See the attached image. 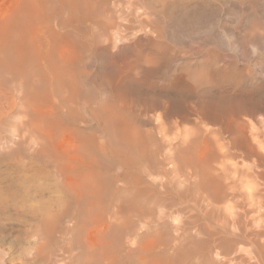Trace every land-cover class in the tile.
Listing matches in <instances>:
<instances>
[{
	"label": "bare ground",
	"instance_id": "1",
	"mask_svg": "<svg viewBox=\"0 0 264 264\" xmlns=\"http://www.w3.org/2000/svg\"><path fill=\"white\" fill-rule=\"evenodd\" d=\"M116 1H118V0H116ZM204 1L205 0H203V2ZM236 1L237 0H235V2ZM258 1L259 0H253V2H254L253 5H255ZM37 2H38V0H37ZM39 2L41 4L42 1H39ZM44 2L46 3V1H44ZM60 2H61V0H60ZM98 2H99V0L97 1V4H98ZM123 2H124V0H123ZM127 2L128 1H126V3ZM139 2H142V6L140 5V7L139 6L136 7L135 4L132 5L133 3H129V2H128L129 5L127 7H125V6L122 7L124 4L120 5L121 3L120 2H119L120 4L118 3L122 8H127V14L124 13V15H126L125 24H123L121 26L116 25L117 22H113L116 19H114V20L111 19V20H113L112 23L109 21V19L107 17H110L111 13L106 14L104 16L105 18H107L106 22L105 23L103 22L105 25L102 24V22L99 25L100 26L99 30H100L101 36H103L104 39L101 37L102 39H99V40L100 41L103 40L102 42H104L105 47H106L105 50H108L110 48V46L113 47L115 44H117V43L119 44L121 41H126L125 40V39H127L126 37H128V35L131 36V34L136 32V30L140 31L139 34L142 31V32H145L146 35L148 33L150 35L155 34L158 36V37L156 36L157 38L160 37V39H162L161 37L164 34H167L168 28H170V26L172 28V24L168 25L170 23V22L168 23V20H170V17L172 14L171 10L180 7L182 4H185V6L186 5L190 6V3H191V1L189 2L188 0H141ZM228 2L229 1H227V3ZM238 2H239V0H238ZM263 2H264V0L261 3L263 4ZM12 3H14V2H12ZM69 3H71V2H69ZM135 3H136V1H135ZM195 3L197 4V2H195ZM208 3H210V1ZM14 4L12 5L13 7L15 6ZM29 4H33V3L30 2ZM35 4H37V3L30 5V7L33 9L34 6L36 7ZM114 4H116V2H114ZM118 4H117V6H119ZM220 4L224 5L221 3V1H220ZM229 4L231 5L232 3L229 2ZM229 4H227V5H229ZM234 4H238V3H234ZM234 4L231 5V7L229 8L230 11H231V9L234 8V7L232 8V6H237ZM241 4H240V6L236 7L237 11H235V12L239 11L243 15L245 14L246 17H248L249 15L250 16L253 15L254 18H256V20H254L252 25L250 23H252L253 20L251 22L248 21V22H250L249 23L250 28L247 32H245V36L243 35V37H238L239 35L238 36L236 35L238 37L237 38L238 42H236L235 45L233 43L236 40H233L234 41L233 42L232 41L233 37L228 36L229 39L231 38V42H233L232 44L227 42L228 40L226 41V39L223 42L226 41L227 43L223 44V42H222L223 39L220 41L218 39L221 37H219V38L217 37L218 38L217 40L219 41L218 42L219 45L217 44V47H219L220 51L229 50L232 53L231 54L232 56H229L228 58H230V60H233L236 62H237L238 58H240L239 59L240 61L245 62L246 64L249 65L250 62L252 60H254L253 59V55H254L253 53H256L258 55L257 58L259 57L258 59H260V60L257 63V65L255 64L256 68H254L255 69L254 73L253 72L251 73V71L248 67L243 68L242 70H240V69L236 70L235 68L233 69L230 66V69L228 68L229 69V71H228V70H226L227 69L226 64H223V65L220 64V63L224 62L223 61L224 55H223V57H221L219 55V63H218V65H219V78H218L219 79V84H218L219 85V95H222V96H226V94L227 95L228 94L234 95L233 93H235L239 89V87H242L244 89V91L246 92V94L253 93V95H254L252 102L250 103L249 108L247 109L246 118L245 117L242 119L237 118V121L234 123L232 128L229 130L223 129L222 128L223 126L220 125L221 126L220 127V126H217V124H216V128L215 127L209 128L211 125L214 126L215 123L213 122L214 124L212 123L210 125L209 124L210 122L207 123L208 120L207 121L205 120L206 122L204 121V118H206V116H208V115H206L205 112L202 110L203 107L202 108L199 107L200 100L194 95H193L192 101L190 103H186V102L181 101L182 99L180 97L182 95L179 97L181 99V100L179 99L180 100L179 101L176 98V94H175V97L172 94H169V96L171 95L172 98L174 97L178 100V101H176V103H172V102L168 101V102H170V104L167 101H164L162 98L158 97L156 99V101L154 102V108L156 111H159V113L156 114L155 117H157V120L158 119H161V120L160 121L158 120L159 122L157 125L155 124V126L152 125V122H150V120H142L138 110H136L134 108H128V107L124 106L125 104L123 105L121 102H120L121 105H117V103H116L115 104L116 106L111 105V103L110 104H100V105L98 104L99 106L97 105V107L90 108V109H86V108L82 109L80 107H77V106H80L81 103L79 105L74 104V102L71 99L72 95L71 94L68 95V92L67 91L65 92V90H63L62 87L59 85L56 77L60 78V75L53 74L55 76L54 78H48L45 76V74H41V78L39 79V77L38 78L35 77L36 76L35 72H31L29 70L30 66H28L27 68H23V69L22 68L16 69L14 67L13 62H15V60L13 61L12 58H10L9 46L11 44H9L10 43V42H8L9 40H6V38L10 37L9 36L10 34L6 38H4L5 35L3 34V31H2V35L0 34L1 36H3L2 38L0 36V150H1L0 152L7 150V152L5 151L6 153H4L5 155L4 156L2 155V156H3V158L7 157L6 158L7 161L10 160V162L12 164L17 160L14 163L16 169H10L9 168L10 170H12L10 175L12 177L15 175L16 180L20 181L24 185L27 184L26 185L27 188L22 187L25 189L23 191V193L21 192V194L20 193L17 194L15 192H11V190H9V188L6 186V184H5V188H3L4 187L3 184H2L3 187H0V264H6V263H9L10 261L15 260V259H13V256H11V252H10V250L12 249L11 246L13 245V243L9 244L10 246L8 245L10 250H7L6 247H4V242H5L4 238L6 236H9L8 234L13 233L14 231L16 234H14V233L13 234L16 236H15V238L13 237L14 235L12 236L13 240L15 239L17 242L19 241V243L21 244L20 246L24 245V247H22L20 249V253L18 255L22 259L20 260L17 258L18 260L14 264H65L66 262H68L67 264H69V263H74V264H158L159 258L156 256H159V255L155 256V253H154V251L156 250V249L154 250V247H156L158 245H156V246L152 245L153 243L156 242V240H157L156 243H159L162 247L161 248L162 250L161 251L159 250L161 252L160 255H162V254L164 255V256L163 255L161 256V258L163 257L164 260L161 258L160 259L162 261H166V260L169 261V259H168L169 257H167V256H169L168 250L170 251V249H169V248H171L170 245H172V242L174 240V237H173L174 235H172L173 231L180 230V232L181 231L184 232L187 236L191 233H194L195 235L200 234V236L205 235L204 237H206V235H208L207 232L210 231V230H208L209 227H211L213 225V229L216 226L219 228V223H218L219 222V205L218 204H219V201H221V199L219 200V198H221L222 195H224V194H222L223 192H221V190H219V184H220L219 183V179H220L219 177L221 176V175H219V169L221 168V167L219 168V163H222L221 162L222 159L227 158L228 155H230V157L233 156V155L227 153V150H229V152L232 149L237 150V151L239 150L241 154L239 153V151H238V153L236 152L237 154L235 153L234 150H233V152H234V154H236V156L239 154L238 156H241L242 158H247L250 155H256L257 159L255 161L253 160L254 162L252 163V165L258 169H259V167H262V169L264 170V168H263L264 157L259 152L262 148L261 146L263 145L262 144L263 140L262 141L257 140V139L264 138V7L259 6L257 11H255L254 7H251L252 4L249 7L245 5L246 7H248V8L244 7L245 9L242 8ZM45 5H47V4H45ZM45 5H43V6L46 7V9H49L50 5L49 6L47 5L48 8ZM89 5H94V4L92 3ZM197 5H199V4H197ZM210 5L205 4V3L202 4L201 8L203 10V15H202L203 17L200 16V20H202L201 18H203L204 21H200V23L203 22V24H205L206 21L209 22L208 20H211V19H209L210 14H211L209 12L210 11ZM27 6H28V4H27ZM85 6H86V4H85ZM85 6H84V8H85ZM95 6L97 9L98 8L97 5H95ZM213 6H214V4H213ZM19 7H21V6H19ZM37 7H39V6H37ZM72 7H75V5ZM72 7H71V13H72V11H74V9H76V7H75L72 10ZM114 7H115V5H114ZM216 7L214 9L217 11L220 7H218V9H216ZM225 7H227V6H225ZM257 7L258 6H256L255 8H257ZM7 8L10 9L11 6L4 8L8 12ZM16 8H18V7H16ZM109 8H111V7H109ZM191 8H192V6H191ZM211 8H213V7H211ZM27 9L23 8L21 11H24ZM39 9H40V7H39ZM64 9H65V7H64ZM69 9H68V11H70ZM79 9H80V7H79ZM96 9H94V10H96ZM188 9H187V11H188ZM214 9H212V12ZM220 9H221V11L224 10V9L222 10V6ZM16 10L18 12L20 11L18 9H16ZM28 10H27V12H28ZM30 10H29V12H32V10L31 11ZM88 10L89 9L87 8V11ZM91 10H93V9H91ZM112 10H114V9H112ZM181 10H182V7H181ZM193 10H191V11H193ZM228 10H227V12H228ZM233 10H235V8ZM12 11H14V10H12ZM49 11H51V8ZM62 11H64V10H62ZM117 11H119V10L117 9ZM195 11H193V12H195ZM199 11H200V9H199ZM7 12H5V13H7ZM27 12H25V13H27ZM82 12L79 11V13L82 14L81 18H84L85 15ZM84 12H86V11H84ZM88 12H86V13H88ZM94 12H92V13H94ZM96 12H97L96 15H98L100 13L98 15L99 17L104 15L103 13H101L99 11H96ZM123 12H125V11H123ZM184 12H185V10H184ZM193 12L191 13L192 16H193ZM198 12H195L194 14H196ZM14 13H15V11H14ZM118 13H120V12H118ZM187 13L189 14V11ZM19 14L20 13H16V16L18 17ZM34 14H35V12L32 15H34ZM37 14H38V12H37ZM80 14H78V15L80 16ZM230 14H231V12H230ZM38 15H40V14H38ZM44 15H45V11H44ZM61 15H62V13H61ZM88 15H90V13H88ZM94 15H95V13H94ZM94 15H93V17H96V15L95 16ZM119 15H121V13ZM124 15L122 17H125ZM178 15H180V12ZM219 15H220V13H219ZM237 15H239V14H237ZM11 16H13V14ZM30 16H31V14L29 15V17ZM41 16H43V14ZM41 16H40V18H41ZM117 16H118V14H117ZM174 16H176V14ZM195 16L198 17L197 15H195ZM253 16H252V19H253ZM31 17H33V16H31ZM68 17H69V19H72V18L74 19V16H72V18H70V15H69ZM93 17L91 15L90 19ZM97 17H96V19H97ZM122 17H120V18H122ZM178 17L180 18V16H178ZM240 17H242L241 14H240ZM34 18H37V17L34 16ZM102 18H101V20L104 19V18L103 19ZM44 19H45V17H44ZM44 19H41V20H44ZM79 19L80 18L78 17V20ZM172 19H173V17H172ZM176 19H177V17H176ZM196 19H198V18H196ZM237 19H238V21L240 20L239 18H237ZM244 19L242 17L243 21H244ZM249 19H250V17H249ZM27 20H29V19H27ZM31 20H33V19H31ZM101 20H99V21H101ZM246 20H248V19H246ZM5 21H7V20L5 19ZM12 21H14V19H12ZM47 21H49V20H47ZM86 21H87V19H86ZM194 21H195V18H194ZM219 21H221V20H219ZM18 22L20 23V21H18ZM29 22H30V20H29ZM197 22H198V20H197ZM197 22L195 21L196 24H197ZM216 22H217V20H216ZM8 23H9L8 25H10V22H8ZM49 23H50V21H49ZM245 23H246V21H245ZM6 24L4 23V25L6 27H8ZM18 24H16V25H18ZM119 24H121V23H119ZM2 25L0 24L1 28H2ZM13 25L14 24L10 25L11 28ZM173 25L175 26V24H173ZM176 25H177V21H176ZM222 25L224 26V24H222ZM222 25H220V26H222ZM30 26H34V24H32ZM91 26H92V23H91ZM234 26H235V24H234ZM237 26H239V25H237ZM237 26H236V28H237ZM242 26H244V25H242ZM245 26L249 27L248 24H246ZM17 27L18 26H16L15 30H17ZM20 27L22 29V26H20ZM24 27H25V25H24ZM42 27H44V26H42ZM210 27H212V26H210ZM48 28L50 29V27H48ZM88 28H90V27L88 26ZM108 28L112 29L111 32H108V30H107ZM199 28H201V27H199ZM203 28H205V27H203ZM18 29H20V28H18ZM239 29H241V28H239ZM2 30H4V29L2 28ZM10 30H12V29H10ZM64 30H66V29H64ZM67 30H68V28H67ZM99 30L97 32H99ZM199 30H201V29H199ZM241 30H243V29H241ZM24 31H26V27H25ZM24 31H22V32H24ZM27 31H28V29H27ZM45 31L48 32V29ZM50 31H51V29H50ZM211 31H214V30H211ZM215 31H216V29H215ZM244 31H245V29H244ZM5 32H6V28H5ZM172 32H173V29H172ZM205 32L208 33L207 31H205ZM19 33H21V32L19 31ZM28 33H27V35H28V37H30ZM35 33L36 32H34V35H37ZM50 33L48 35H50ZM145 33H143L142 36H144ZM221 33L222 32L220 31L219 35ZM223 33H224V31H223ZM89 34H92V33L90 32ZM98 34H97V37L99 36ZM173 34L170 33V35L174 36ZM200 34H202V33H200ZM208 34H210V33H208ZM215 34L217 35V33H215ZM19 35L22 37V33ZM40 35H41V33H40ZM52 35H51V37H53ZM133 35H132V37H133ZM216 35H214V36L216 37ZM148 36L149 35H147V38H148ZM154 36L152 35L151 38ZM197 36H198V34H197ZM206 36H207V34H206ZM221 36H223V35H221ZM23 37H24V39H26L27 36L25 37V35H24ZM51 37L50 38L47 37V38L50 40ZM169 37H167V38H169ZM185 37H187V36H185ZM41 38H43V37H41ZM84 38H86V36ZM89 38L87 39V41L91 43V41H89ZM133 38H131V39H133ZM164 38H166V37H164ZM208 38H209V36H208ZM21 39H23V38H21ZM95 39H97V38L95 37L94 41H95ZM171 39H173V37ZM203 39H205V38H202V40ZM16 40H18V37ZM16 40H14V41L16 42ZM29 40H32V37H30ZM146 40L147 39H145V41ZM197 40H198V38H197ZM20 41L25 42V40H20ZM41 41H44V40L41 39ZM50 41L48 43H50ZM161 41H160V43L163 44L161 46H164V43ZM164 41H165V39H164ZM26 42H28V41H26ZM155 42H156V40H155ZM176 42H177V40H176ZM176 42H174V43H176ZM191 42H193V41H191ZM11 43H14V42H11ZM20 43H19V45H20ZM28 43H26V45L24 44L25 47L30 45L29 46L31 49L30 51L35 49L34 45H33L34 48L32 49L31 44L28 45ZM179 43H181V42L179 41ZM179 43H177V44H179ZM37 44L39 45V42H37ZM45 44H42V45H45ZM51 44L54 45V43H50V45ZM55 44H57V43H55ZM88 44L89 43H87V46H88ZM97 44H99V43H97ZM97 44H96V46H97ZM141 44H143V43H141ZM153 44H154V42H153ZM155 44H157V43H155ZM210 44H212V42H210ZM24 45H22V46H24ZM50 45H47V46L50 47ZM92 45L94 46V44H92ZM154 45H153V48H154ZM54 46H56V45H54ZM151 46H149V47L147 46V47L150 48ZM29 47H28V49H29ZM51 47H53V46H51ZM143 47H145V46H143ZM43 48H45V47H43ZM40 49H41V47H40ZM113 49H114V47H113ZM143 49H145V48H143ZM157 50L159 51V49H157ZM164 50H165V48H164ZM197 50H198V48H197ZM214 50H216V49H214ZM33 51L36 52V49ZM49 51L52 52L53 49L52 50L49 49ZM13 52L15 54V51H13ZM35 52H32V53L35 54ZM47 52H48V50H47ZM129 52H126V53H129ZM193 52H194V50H193ZM210 52H211V50H210ZM217 52H219V51H217ZM153 53L151 51L149 52L147 50V52L144 51L143 53H140L138 55V60H137L138 64H137L136 69L139 71L140 75L141 74L143 76L147 75L145 79H147V77L150 75V74L148 75V70L150 69L149 71H152L151 69H153V68H151V67H155L152 64L159 63V62L156 63L155 62L156 60L160 61V63H162L161 60L163 61V58L161 56L157 57V54L155 56ZM157 53H159V52H157ZM164 53H166V52H164ZM226 53H228V51ZM18 54L20 55L21 52ZM23 54H25V53H23ZM161 54L163 55V53H161ZM208 54H209V52H208ZM121 55H122V53H121ZM163 56H165V55H163ZM167 57H169L168 54H167ZM120 58H122V57H120ZM120 58H119V60H120ZM131 58H129V56H128L129 60ZM203 58L207 59L208 57L206 58L203 56ZM225 58H226V56H225ZM257 58H255V60ZM21 59H19V60L22 61L23 59L22 60ZM114 59H115V57H114ZM105 60H106V58H105ZM129 60H126V62ZM35 61H30V62H34V64H35ZM110 62H111V60H110ZM122 62H124V61L122 60ZM209 62H210V60H209ZM23 63H25V62H23ZM196 63H198V62H196ZM214 63H216V62H214ZM209 64H211V63H209ZM123 65H124V63H123ZM212 65H210V66H212ZM244 65L245 64H243V66ZM113 66L115 67V65H113ZM113 66L111 64V67H113ZM187 66H188V64H187ZM40 67H41L40 69H42V66H40ZM116 67H117V64H116ZM116 67H115V69H116ZM197 67H199V66H197ZM233 67H235V66H233ZM47 68H50V67H47ZM74 68H76V67H74ZM77 68H79V67H77ZM214 68L217 69L216 67H214ZM115 69L113 71H115ZM180 69L181 68H179V70ZM15 70H18V71L16 72ZM43 70H44V68H43ZM204 70H206V69H204ZM79 71H81V70H79ZM116 71H118V69H116ZM171 71H172V69H171ZM211 71H213V70H211ZM193 72H195L194 69H193ZM149 73H151V72H149ZM153 73H156V71L155 72L153 71ZM184 73H185V71H184ZM217 73H218V71H217ZM196 74L198 75L199 73H196ZM202 74H204V73H202ZM202 74L200 75V77H197V76L194 77L191 75V77H189V78L193 82H196L197 84H201L202 87H203V85H205V86L207 85L206 87H209L211 80L208 79V76L210 73H208L206 75L205 74L202 75ZM216 74L214 75V77L216 76ZM134 75L138 76V73L134 74ZM134 75H132V77ZM193 75H195V74H193ZM87 77L90 78L88 76V74H87ZM210 77L211 76H209V78ZM212 77H213V75H212ZM215 78H217V76ZM179 79L177 82H179ZM91 80H90V82H91ZM148 80H150V79H148ZM216 80H214V81H216ZM86 82H88V81H86ZM94 82H95V80L93 81L92 84H94ZM140 82H142V81H140ZM148 82L151 83V81H148ZM180 82H181V80H180ZM156 83H157V81H156ZM174 83H175V81H174ZM216 83H218V82H216ZM184 84H186V83H184ZM212 84H213V82L211 83V85ZM99 85L100 84H98L96 86H99ZM101 85H102V83H101ZM103 85L105 88V84H103ZM139 85H141V84H139ZM148 85L149 84H147V86ZM150 85L148 87L151 88L153 86V88H155L154 87L155 84H152L151 86ZM174 85H172L171 87H174ZM182 86H184V85H182ZM190 86H191V84H190ZM171 87H170V89H171ZM176 87H181V86L176 85L175 88ZM187 87H188V85H187ZM77 88H79V86ZM108 88L109 87H107V89ZM205 88H203V90ZM215 88L216 87H214V90H215ZM79 89H81V88H79ZM163 89L166 90V88H163ZM163 89H162V91H163ZM186 89H188V88H186ZM196 89H198V88L196 87ZM208 89H206L205 92H207ZM93 90H94V88H93ZM98 90H100V89H98ZM149 90H151V89H149ZM169 90H168V92H169ZM195 90L191 89V91H194V93H195ZM96 91H94V92H96ZM107 91H109V90H107ZM110 91H109L110 93L113 92V94H114V90H110ZM180 91L182 93L183 92L186 93V92H189L190 90L186 91L185 89H183ZM210 91H212V90H210ZM217 91H218V89H217ZM70 92H71V90H70ZM129 92H130V94L132 93L131 91H129ZM176 92H177V90H176ZM174 93H175V91H174ZM212 93H214V92H212ZM212 93H210V94L212 95ZM239 93H243L242 90ZM72 94H73V92H72ZM94 94H96V93H94ZM123 94H125V93L124 92L121 93V95H123ZM133 94H132V96H133ZM196 94H197V92H196ZM204 94L206 96V93H203V95ZM76 95H78V92ZM107 95L108 94H106V96ZM164 95H165V93H164ZM152 96H150V97H152ZM236 96L237 95H235V97ZM245 96L248 97V95H245ZM141 97H142V95H141ZM167 97H168V94H167ZM191 97H192V95H191ZM240 97H242V96H240ZM94 98H95V96H94ZM126 98H127V96H126ZM205 98H203V100ZM139 99H142V98L139 97ZM148 99L151 100L150 98H148ZM183 99H185V101H186V98H183ZM187 99H189V98H187ZM123 100H125V99H123ZM131 100L133 102V99H131ZM174 100L175 99H172L173 102H174ZM222 100H223V98H222ZM134 101H136V100H134ZM96 102H97V100H96ZM141 102H142V100H141ZM202 102H204V101H202ZM126 103H127V101H126ZM145 104H147V103H145ZM139 106H141V105H139ZM147 107H149L148 104H147ZM150 108H153V107H150ZM205 108H203V109H205ZM209 112H211V111H209ZM172 113H181V115H182L181 117L184 118L186 121H188L191 124V127H189V131L187 133L186 138L184 137L185 140H183L184 138L181 139L182 137L179 138L181 140H179V142H177L178 144L174 145V146H171L170 142H163L164 137L160 138L161 140L162 139L163 140L162 141L160 140V142H159L157 140L158 135L157 136L155 135V134H157L156 132H158V134L163 132V134L165 135L166 133H170L174 128L176 129V127H178V125L175 126V124H176L175 121H177V120L175 119L176 117L173 118L174 115L172 116ZM211 113H209V116L212 117L213 114H211ZM234 114L235 113H233V116L235 117ZM171 116L173 119H175L174 120L175 123L172 121L173 119L171 118ZM227 116H228V114L226 115V117ZM233 116H231V117L233 118ZM226 117H224V118H226ZM241 117H242V115H241ZM212 118H214L213 120H215L216 116L212 117ZM218 119H219V117H218ZM154 120H156V118ZM221 120L223 121V119H221ZM178 121L181 122L180 119ZM202 121L205 122V124L207 123L206 125H208V124L210 125L208 127V129H206L204 127V125L202 124L203 123ZM215 122L217 123V120ZM219 122H220V120H219ZM230 122L227 121L228 124H230ZM153 123H155V122H153ZM232 123H233V121H232ZM177 124H178V122H177ZM182 124H184V122ZM182 124H181V128L183 127ZM190 124H187V126ZM201 124L203 126H201ZM145 125H148V126L151 125V127L148 129H146V128L144 129L143 127H145ZM230 125H228V126H230ZM217 127H219V128H217ZM178 128H180V127H178ZM178 128H177V130L181 129V128L180 129H178ZM183 129H185V128L183 127L181 130H183ZM110 132L112 133V135ZM186 132L187 131H184L185 134H186ZM178 133H179V131H178ZM181 133H183V132H181ZM173 134H170V135L173 136ZM170 135L168 134L167 136H170ZM176 135H178V134H176ZM179 135H180V133H179ZM182 135H184V134H181L180 136H182ZM160 136H163L162 133L158 137H160ZM167 136L165 137L166 138L165 140L168 139ZM223 136H227V138H228V141L225 144L223 143V140L221 139V137H223ZM170 137H169V141H170ZM205 138H206V140H207V138H209L210 141L208 140L209 141L208 142L206 140H203ZM174 139L175 138H173V140L171 139V141L174 142L175 141ZM219 139L222 140L223 144H221V145L219 144ZM176 140H178V138ZM256 141H258V142H256ZM202 142H204L203 145L207 146V153H208L207 156H206V153L204 151L206 149L205 147H204L205 149L203 148L204 153L199 152V150L201 148V146H199V144ZM173 144L174 143H172V145ZM219 148L220 149H226V152L223 153L220 150L222 152V153H220ZM262 149L264 150V148H262ZM2 156L0 157V161L1 160L6 161V159H1ZM238 156H237V158H239ZM220 158H222V159L220 160ZM252 159H253V157H252ZM249 160H251V158ZM249 160H246V161H249ZM23 161H26V162H23ZM19 162H22L21 167H19L20 164H19V166L17 165ZM165 162H167L170 165L169 169L165 168L166 167ZM228 162L231 163V162H235V161L230 162V160H228ZM5 163H7V162H5ZM225 163H226V161H225ZM225 163L224 164L222 163L223 166L225 165ZM243 163H244V161H243ZM246 163H248V162H246ZM249 163H248V166L250 167ZM3 164H4V162L1 165H3ZM222 164L220 166H222ZM231 164H230V166H231ZM227 165H229V164H227ZM238 165H237V167H238ZM6 166L7 165H5L4 168H6ZM17 166H18V168H17ZM223 166H222V168L224 169L223 171L224 172L226 171L227 173H229L230 172V171L228 172L229 169H225V167H223ZM233 166H231L232 170H233ZM229 167L227 166V168H229ZM254 167H252V168L255 169ZM222 168H221V170H222ZM234 169H237V168L234 167ZM246 169H248V168H246ZM3 170H5V169H3ZM240 170H242V169L240 168ZM233 171H236V170H233ZM254 171H256V170H254ZM224 172L221 174L224 175ZM242 172H241V174L239 173L241 176L238 174V172H235V173L232 172L231 176L234 173V175L236 177L237 176L236 173H237L239 175V177H242ZM258 172L259 173H257V174H259V175H257L256 179L257 180L259 179L261 181L264 180V175L261 174L262 172L261 171H258ZM2 173H3V171H2ZM227 173H225V177H226V175H228ZM3 175H5V174H3ZM243 175H245V174L243 173ZM7 176H9V175H7ZM250 176L251 175H249V178H250ZM255 176L256 175H254V177ZM148 177H156V178H158V180L152 179V181L147 182ZM221 177H223V176H221ZM225 177H223V178H225ZM247 177L248 176H245V177H242L239 179L241 180L244 178L246 180H249V179H247ZM6 178H8V177H6ZM239 179H237V182L236 181L233 182L231 179H229V182L231 181L233 183V186L232 185L231 186L234 187L235 186L234 184L235 183L237 184L238 181H240ZM252 179H253V177H252ZM224 180L223 181L221 180V182H224ZM5 181L3 180V182H5ZM226 181H228V180H226ZM241 182H243V181H240L239 183H241ZM243 183L239 184L240 185L239 188L242 186V184L244 185V187H248L249 184L246 185V182H243ZM255 183H256V180H255ZM227 184L225 186H227ZM262 184H263V182H262ZM221 185H222V183H221ZM228 185L230 187V184H228ZM225 186L223 184V187H225ZM257 186H259V185H257ZM220 187L222 188V186H220ZM244 187L242 186L241 190L245 189L246 192H248L250 189L252 190V188L248 189V188H244ZM261 187H262V185L260 186V189H262V191H264L263 187L262 188ZM222 189H224V191H226L225 188H222ZM12 190H14V189H12ZM241 190H240V192H242ZM245 190L243 193H245ZM257 190H258V192L260 191L259 189H257ZM234 191H233V193H234ZM224 193H227V191ZM237 193H235V195ZM243 193L239 194L240 197ZM248 193H250V194L249 195L246 194L245 198H248L249 196L251 197V195L253 198V196L255 195V194H251L252 191L248 192ZM255 193L257 194L256 190H255ZM231 194H232V192H231ZM259 194H260V192H259ZM262 194L263 193H261L259 196L257 195L258 196L257 199L261 201V204H260L261 206H263V204H264V203L262 204L264 196H263L262 200L260 199V196ZM224 197H225V195H224ZM250 197L248 199H250ZM255 197H256V195H255ZM248 199H246L245 201H248ZM228 200H232V199H228ZM241 200H244V199L241 198ZM260 201H258V203ZM253 202H254V200L251 201V205H250L249 201H248V204L250 205L249 206L250 209H252V207H253V204H254ZM256 202L254 204L255 207L257 206ZM234 203H235V201H234ZM183 204H184V206L180 207ZM248 204H245V205H248ZM176 205H180V206H178V207H180L179 211L178 210L177 211L179 214H182V217H181L182 219L180 218L182 221L180 219H178V216L176 215L177 219L180 220L182 223L181 226H180V221L175 219L177 221V223L179 222L180 227L179 226L177 227L176 226L177 224H175L176 227L174 226V223H176V222L173 223L171 221L172 223H168L169 221L168 222L166 221L167 220L166 217L168 216V214L169 213H170V215L172 214L171 213V211H172L171 207L176 206ZM238 205L241 206V202H240V204L238 202ZM238 205H235V206H238ZM255 207H253V208H255ZM242 208H244V205L241 207L240 210H242ZM245 208H248V207H245ZM248 209H246V210L244 209V210L249 211L250 209L249 210ZM253 210H255V209H253ZM253 210H251V211H253ZM258 210L260 211L261 209H258ZM263 210H264V208H263ZM262 211L260 213L264 212V211L263 212ZM242 212H244V211H242ZM248 215H246V217H248ZM259 216L260 215H256L255 220H254L255 222L252 221L254 219V217H253V219L251 218L252 216L250 217L252 219V220L250 219L252 222L249 220L251 223L254 222L253 223L254 224L253 229L255 231L252 233L253 239H252V243L250 245H246V243H248V242H246V240H247L248 236L251 234L250 232H249L250 234H248V235L245 232H243L241 234L239 232L238 233L239 236H237L233 245H231V246L225 245V247L227 246L226 249L224 248L225 250L222 248H221L222 250L220 248H218L221 250V252H220V250L219 251L213 250L215 248V244L213 245L214 246L213 249L209 248V246H208L209 244L207 243V240H204L203 237H202L203 238L202 246H201V244H199L200 246H195L197 243V238H198V236H196L197 238H194L196 240L195 245L190 246L188 248L182 247L183 249L181 251H179V252L177 251V253H178L177 255L178 256H180V255L188 256L189 257V263L188 264H205L204 263L205 257L209 258V260H207L208 263H206V264H219V260L226 262L227 264L228 263L229 264H264V234L260 232L261 227H262V226H260V224L262 225V222H264V221L262 220V222L259 223L258 222ZM242 218H244V217H242ZM246 221H248V220H246ZM145 222L154 225L153 231H151L152 228H149L150 227L149 226L148 228L150 229V232L147 231L148 233L145 232L146 234L143 233L144 231L142 232V230H143L142 227H143ZM170 224H173V226L171 227ZM234 224H236V223H234ZM239 224L241 226L243 225L241 223H239ZM246 226H248V225H246ZM249 226L253 227L252 225H249ZM240 228H242V227H240ZM149 229H146V230H149ZM215 229H214V231H215ZM249 229H250V231H253V229L251 230L250 227H249ZM238 230H239V228H238ZM238 230H237V232H238ZM246 230H248V229H246ZM263 230H264V228H263ZM242 231H244V230H242ZM175 232H173V234H175L176 235L175 237H177L179 234L178 233L179 231H177L178 234H176ZM181 233H180V235H181ZM180 235L178 237L181 238L182 235L181 236ZM209 235H212V234L209 233ZM209 235H208V237H209ZM194 236L191 237V235H190L191 238H193ZM217 236H219V235H217ZM233 236L235 237V234ZM178 237H177V239H178ZM212 237H210V238H212ZM151 238L154 240L151 241ZM199 240H200V238H199ZM231 240H234V239H231ZM150 241H151V243H150ZM180 241H181V239H180ZM205 241L208 244L207 245L208 247L207 246L203 247V245H206ZM248 241H249V238H248ZM250 241H251V239H250ZM190 242H192V241H190ZM190 242L188 241V243H190ZM218 242H219V239H218ZM176 243L177 242H174V244H176ZM198 243H197V245H198ZM177 244H179V243H177ZM184 244H183V246H184ZM223 244H226V242H224ZM16 246H18V245H16ZM179 246H177V247L179 248ZM157 249H160V247ZM176 250H174V252ZM172 253H173V250H172ZM156 254H159V252ZM213 255H214V257H212ZM170 256H171V254H170ZM177 257H175V258H177ZM178 258H180V257H178ZM190 258L195 259V261H191ZM170 260H171V257H170ZM176 261H178V259ZM161 263L163 264L164 262H159V264H161ZM183 263L177 262L176 264H183ZM169 264H170V262H169Z\"/></svg>",
	"mask_w": 264,
	"mask_h": 264
},
{
	"label": "rangeland",
	"instance_id": "2",
	"mask_svg": "<svg viewBox=\"0 0 264 264\" xmlns=\"http://www.w3.org/2000/svg\"><path fill=\"white\" fill-rule=\"evenodd\" d=\"M34 1V2H33ZM39 1H42L41 2V4H40V2ZM44 1H46V3L44 2ZM73 1V2H72ZM95 1V2H94ZM97 1L98 0H61V2H60V0H38V2H37V0H0V24L2 25V28L4 29V30H2V28H1V26H0V34L2 35V31H3V34L5 35L4 36V38H6L9 34V38H6V40H9L8 42H10L9 44H11L10 46H9V49H10V58H12V60L14 61L15 60V62H13V65H14V67L16 68V69H23V68H27L28 66H30L29 67V70L31 71V72H35V74H36V78H38L39 77V79L41 78V74H45V76L46 77H48V78H54L55 76L53 75V74H58V75H60V78H58V77H56L57 78V80H58V83H59V85L62 87V89L63 90H65V92L67 91L68 92V95L69 94H71L72 95V101L74 102V104H77V105H79L80 103V106H77V107H80V108H82V109H84V108H86V109H90V108H95V107H97V105L99 104H110L111 103V105H115L116 103H117V105H121V103L124 105V106H126V107H128V108H134V109H136V110H138V112H139V114H140V117H141V119L142 120H150V122H152V125L153 126H155V124L157 125L158 124V122L161 120V119H158L157 120V117H155V115L156 114H158L159 113V111H156L155 110V108H154V102L156 101V99L158 98V97H160V98H162L164 101H170V102H172V103H176V101H178L180 98L182 99H180L181 101H183V102H186V103H190L191 101H192V98H193V95L194 96H196L199 100H200V102H199V107L200 108H205V109H203L202 108V110L205 112V114L206 115H208V116H206V118H204V121L206 120H208L207 121V123H209L210 125L213 123L214 124V126L213 125H206L205 124V122H203L202 124L204 125V127L206 128V129H208V127L209 128H213V127H215L216 128V124H217V126H223L222 128L223 129H226V130H229V129H231L232 128V126L234 125V123L237 121V118L239 119V118H246V113H247V109L249 108V105H250V103L252 102V99H253V97H254V95H253V93H248V94H246V92L244 91V89L242 88V87H239V89L235 92V93H233L234 95H232V94H226V96H222V95H219V65H218V63H219V55L221 56V57H223V55H224V57H223V61L225 62H222V63H220V64H226L227 66H226V70H228L229 71V69H230V66L234 69H240V70H242L243 68H246V67H248L249 69H250V71H251V73L253 72H255V69L254 68H256L255 66L257 65V63L259 62V60L260 59H258L257 58V54L256 53H253L254 55H253V59L254 60H252L251 62H250V64L248 65V64H246L245 62H242V61H240L239 59L240 58H238V60H237V62L236 61H233V60H230V58H228L229 56H232L231 54V52L229 51V50H227L228 51V53H226L227 51H225V50H222V51H220L219 50V47H217V44L219 45V41L218 40H222V42L226 39V41L227 42H229V43H233L234 41L233 40H236L233 44L235 45V43L236 42H238V37H243V35L245 36V32H247L248 30H249V28H250V24L252 25L253 24V22H254V20H256V18H254V16L253 15H249L248 17H246V15L244 14H242V13H240L239 11L238 12H235V11H237L236 9V7H238V6H240V4H241V6H242V8H248L251 4V7H254V10L255 11H257V9L259 8V6H263L264 7V2H263V4L261 3L263 0H259L255 5H253V0L251 1V0H239V2H238V0L235 2V0H205L204 2H203V0H188L189 2L191 1V3H190V6L189 5H186L185 6V4H182L180 7H178V8H176V9H173V10H171V17H170V20H168V25H171L172 24V28H171V26H170V28H168V32H167V34H164L161 38L163 39H160V37L159 38H157L158 36L157 35H155V34H147V35H149L148 36V38H147V35H146V33L145 32H142L141 31V33L139 34V32L140 31H137L136 30V32H134V33H132L131 34V36L130 35H128V37H126L127 39H125L126 41H121L118 45L117 44H115L113 47H114V49H113V47H111L110 46V48L108 49V50H105V44H104V42H102L103 40H99V39H102L103 38V36H101V33H100V24H101V22H102V24H104L105 22H106V20H107V18L109 19V21L112 23V21L114 20V19H116V20H114L113 22H117L116 23V25H123V24H125V19H126V15H124V13L125 14H127V8H122V7H127L129 4H128V2L129 3H133L132 5H134L135 4V6L137 7V6H139L140 7V5L142 6V2H139V1H141V0H124V2H123V0H118V1H114V0H99V2H98V4H97ZM113 3H111V2ZM126 1H128L127 3H126ZM132 1V2H131ZM135 1H136V3H135ZM210 1V3H208V2ZM220 1H221V3L222 4H224V5H221L220 4ZM227 1H229V2H231L232 4L231 5H233L234 3H238V4H234V5H237V6H232V8L234 7L235 8V10H233V9H231V11H230V7H231V5L229 4V2L227 3ZM12 2H16L15 4L14 3H12ZM31 2V3H37V4H35L36 5V7L34 6V10L30 7V5H33V4H29V3ZM60 2V3H59ZM69 2H71V3H69ZM107 2V3H106ZM114 2H116V4H114ZM121 4H120V3ZM123 2V3H122ZM138 2V3H137ZM195 2H197V4H199V5H197ZM212 2V3H211ZM241 2V3H240ZM252 2V3H251ZM40 5H39V4ZM62 3V4H61ZM94 4V5H89V4ZM123 5L122 7L119 5ZM141 3V4H140ZM195 3V4H194ZM203 3H205V4H211L210 5V17H209V19H211V20H208L209 22H205V24H203V22H201L200 23V21H204L203 20V18H201L202 20H200V16H202L203 15V10H202V4ZM226 3V4H225ZM261 3V4H260ZM15 5L14 7L12 6V5ZM20 4V5H19ZM27 4H28V6H27ZM45 4H47L48 6H49V9H46V7H44L43 5H45ZM79 4V5H78ZM85 4H86V6H85ZM103 4V5H102ZM106 4V5H105ZM109 6H108V5ZM111 4V5H110ZM117 4L122 8H120L119 6H117ZM160 4V3H159ZM213 4H214V6H213ZM222 6V10L223 11H221V6ZM227 4H229V5H227ZM258 4V5H257ZM260 4V5H259ZM47 5H45V6H47ZM75 5V7H76V9H74L75 7H72V6H74ZM78 7H77V6ZM81 5V6H80ZM85 6V8H84V6ZM95 5H97V9H96V6ZM114 5H115V7H114ZM218 5V6H217ZM248 6V7H246V6ZM4 6V7H3ZM9 6H11V8L9 9V8H7L8 9V12L6 11V9H4V8H6V7H9ZM19 6H21V7H19ZM37 6H39L40 7V9H39V7H37ZM48 6H47V8H48ZM70 6V7H69ZM83 6V7H82ZM90 8H89V7ZM117 6V7H116ZM184 6V7H183ZM191 6H192V8H191ZM194 6V7H193ZM198 8H197V7ZM217 6V7H216ZM225 6H229L228 8L227 7H225ZM256 6H258L257 8H255ZM13 7V8H12ZM16 7H18V8H16ZM64 7H65V9H64ZM71 7H72V10L74 9V11H72V13H71ZM79 7H80V9H79ZM94 7V8H93ZM109 7H111V8H109ZM181 7H182V10H181ZM211 7H213V8H211ZM216 7V9H218V7H220L217 11L214 9ZM20 8V9H19ZM31 9L32 10V12H29V10H28V12H27V10H24L25 12H27V13H25L24 11H21L22 9ZM50 8H51V11H49L50 10ZM63 8V9H62ZM70 8V9H69ZM83 8V9H82ZM87 8L89 9L88 11H87ZM185 8V9H184ZM197 8V9H196ZM244 8V9H245ZM16 9H18V10H20L19 12L16 10ZM57 9V10H56ZM68 9L70 10V11H68ZM91 9H96V10H91ZM105 9V10H104ZM112 9H114V10H112ZM117 9L119 10V11H117ZM124 9V10H123ZM187 9H188V11H189V14L187 13L188 11H187ZM194 9V10H193ZM199 9H200V11H199ZM212 9H214L213 10V12H212ZM229 9V10H228ZM4 10V11H3ZM11 12H10V11ZM12 10H14L15 11V13H14V11H12ZM30 10V11H31ZM37 10V11H36ZM62 10H64V11H62ZM110 10V11H109ZM175 10V11H174ZM179 10V11H178ZM181 10V11H180ZM184 10H185V12H184ZM191 10H193V11H195V12H198V13H196V14H194L195 12H193V11H191ZM198 10V11H197ZM202 10V11H201ZM227 10H228V12H227ZM249 10V9H248ZM43 11V12H42ZM44 11H45V15H44ZM79 11L80 12H82L84 15V18H81V16H82V14H80L79 13ZM84 11H86V12H88V13H90V15H88V13H86V12H84ZM96 11H99V12H101V13H103L104 15L103 16H101V17H99L98 15L100 14H98V15H96ZM123 11H125V12H123ZM191 11V12H190ZM234 13H233V12ZM5 12H7V13H5ZM35 12V14L34 15H32L33 13ZM37 12H38V14H40V15H38L37 14ZM70 12V13H69ZM92 12H94L95 13V15H96V17H97V19H96V17H93V15H94V13H92ZM106 12V13H105ZM108 12V13H107ZM118 12H120L121 13V15H119L120 13H118ZM179 12H180V15H178L179 14ZM193 12V16H192V13ZM202 14H201V13ZM208 12V11H207ZM218 12V13H217ZM227 12V13H226ZM230 12H231V14H230ZM16 13H20L19 14V16L17 17L16 16ZM61 13H62V15H61ZM92 13V14H91ZM111 13V14H110ZM182 13V14H181ZM219 13H220V15H219ZM226 13V14H225ZM256 13V12H255ZM2 14V15H1ZM13 14V16H11ZM31 14V16H33V17H29V15ZM43 14V16H41ZM72 14V15H71ZM75 14V15H74ZM78 14H80V16L78 15ZM88 16H87V15ZM106 14H110V17H107V18H105L104 16L106 15ZM117 14H118V16H117ZM176 14V16H174ZM188 14V15H187ZM191 14V15H190ZM200 14V15H199ZM208 14V13H207ZM214 16H213V15ZM234 14V15H233ZM236 14V15H235ZM237 14H239V15H237ZM240 14H241V16L243 17V19H244V21L242 20V17H240ZM15 15V16H14ZM18 15V14H17ZM70 15V18H72V16H74V19L72 18V19H69V16ZM92 15V17L93 18H91L90 19V16ZM94 15V16H95ZM125 16V17H122V16ZM195 15H199L198 17H196ZM233 15V16H232ZM21 16V17H20ZM34 16H36L37 18H34ZM40 16H41V18H40ZM49 16V17H48ZM178 16H180V18L178 17ZM195 16V17H194ZM216 16V17H215ZM226 16V17H225ZM232 16V17H231ZM235 16V17H234ZM252 16H253V19H252ZM2 17V18H1ZM44 17H45V19H44ZM78 17L80 18L79 20H78ZM104 19H103V18ZM115 17V18H114ZM117 17V18H116ZM120 17H122V18H120ZM172 17H173V19H172ZM176 17H177V19H176ZM182 17V18H181ZM195 18V21L197 22V20H198V22H197V24L195 23V21H194V18ZM203 17V16H202ZM219 19H218V18ZM226 19H225V18ZM239 18L240 20L238 21V19L237 18ZM249 17H250V19H249ZM4 18V19H3ZM22 18V19H21ZM101 18L103 19V20H101ZM120 18V19H119ZM175 18V19H174ZM196 18H198V19H196ZM217 20V22H216V20ZM222 18V19H221ZM5 19L8 21V22H10V25H12V24H14L13 26H12V28H11V26L10 25H8L9 23L7 22V21H5ZM12 19H14V21H12ZM27 19H29L30 20V22H29V20H27ZM31 19H33V20H31ZM39 21H38V20ZM41 19H44V20H41ZM86 19H87V21H86ZM93 19V20H92ZM111 19H113V20H111ZM119 19V20H118ZM124 21H123V20ZM246 19H248V20H246ZM41 20V21H40ZM47 20H49L50 21V23H49V21H46ZM95 20V21H94ZM99 20H101V21H99ZM121 20V21H120ZM173 20V21H172ZM175 20V21H174ZM215 20V21H214ZM219 20H221V21H219ZM229 20V21H228ZM253 20V21H252ZM18 21H20V23L18 22ZM33 23H32V22ZM94 21V22H93ZM176 21H177V25H176ZM179 21V22H178ZM181 21V22H180ZM214 21V22H213ZM223 21V22H222ZM228 21V22H227ZM231 21V22H230ZM245 21H246V23H245ZM248 21H252V23H250V22H248ZM19 24H18V23ZM40 22V23H39ZM43 22V23H42ZM104 22V23H103ZM175 22V23H174ZM213 22V23H212ZM233 22V23H232ZM240 22V23H239ZM245 24H244V23ZM4 23L8 26V27H6L5 25H4ZM23 23V24H22ZM37 23V24H36ZM39 23V24H38ZM91 23H92V26H91ZM109 23V22H108ZM119 23H121V24H119ZM183 23V24H182ZM212 23V24H211ZM239 23V24H238ZM250 23V24H249ZM16 24H18V25H16ZM32 24H34V26H30V25H32ZM56 24V25H55ZM90 24V25H89ZM107 24V23H106ZM173 24H175V26L173 25ZM211 24V25H210ZM222 25V24H224V26L222 25V26H220V25ZM234 24H235V26H234ZM241 24V25H240ZM246 24H248V26L249 27H246L245 25ZM24 25H25V27H26V31H24L25 30V27H24ZM105 25V24H104ZM206 25V26H205ZM212 26V27H210V26ZM237 25H239V26H237ZM242 25H244V26H242ZM5 26V27H4ZM16 26H18L17 27V30H15L16 29ZM20 26H22V29H21V27ZM42 26H44V27H42ZM68 26V27H67ZM88 26L90 27V28H88ZM195 26V27H194ZM215 26V27H214ZM226 26V27H225ZM236 26H237V28H236ZM24 27V28H23ZM35 27V28H34ZM48 27H50V29H51V31H50V29L48 28ZM92 27V28H91ZM95 27V28H94ZM169 27V26H168ZM199 27H201V28H199ZM203 27H205V28H203ZM241 28V29H243V30H241V29H239V28ZM243 27V28H242ZM5 28H6V32H5ZM12 29V30H10V29ZM18 28H20V29H18ZM42 28V29H41ZM67 28H68V30H67ZM97 28V29H96ZM196 28V29H195ZM198 28V29H197ZM212 28V29H211ZM218 28V29H217ZM234 28V29H233ZM24 29V30H23ZM27 29H28V31H27ZM35 29V30H34ZM48 29V32H46L45 30H47ZM64 29H66V30H64ZM92 29V30H91ZM96 29V30H95ZM172 29H173V32H172ZM181 29V30H180ZM199 29H201V30H199ZM204 31H203V30ZM209 29V30H208ZM215 29H216V31H215ZM244 29H245V31H244ZM24 31V32H22V31ZM30 30V31H29ZM55 30V31H54ZM91 30V31H90ZM99 30V32H97ZM108 30V32H111V30L112 29H110V28H108L107 29ZM176 30V31H175ZM197 30V31H196ZM199 30V31H198ZM211 30H214V31H211ZM234 30V31H233ZM239 30V31H238ZM19 31L22 33V37L19 35V34H21V33H19ZM205 31H207L208 33H210V34H208V33H206ZM222 32L223 33V31H224V33L222 34H220L219 35V32ZM236 31V32H235ZM241 31V32H240ZM14 32V33H13ZM29 32V33H28ZM33 32V33H32ZM34 32H36L35 34H37V35H34ZM45 32V33H44ZM51 32V33H50ZM53 32V33H52ZM91 32L92 34H89V33ZM96 32V33H95ZM138 32V33H137ZM174 33L173 35L175 36H172V35H170V33ZM178 32V33H177ZM185 32V33H184ZM191 32V33H190ZM238 32V33H237ZM24 33V34H23ZM27 33L29 34V36L30 37H32V40H29L30 39V37H28V35H27ZM31 33V34H30ZM39 33V34H38ZM40 33H41V35H40ZM44 33V34H43ZM50 33V35H48ZM99 33V34H98ZM143 33H145L144 34V36H142L143 35ZM200 33H202V34H200ZM214 33V34H213ZM215 33H217V35L215 34ZM43 34V35H42ZM53 34V35H52ZM89 34V35H88ZM97 34L99 35L98 37H97ZM134 34V35H133ZM178 34V35H177ZM185 34V35H184ZM197 34H198V36H197ZM205 34V35H204ZM206 34H207V36H206ZM225 34V35H224ZM235 34V35H234ZM0 35V36H1ZM25 35V37H26V39H24V36ZM47 35V36H46ZM51 35L53 36V37H51ZM88 35V36H87ZM91 35V36H90ZM132 35H133V37H132ZM146 35V36H145ZM154 36V37H152L151 38V36ZM168 35V36H167ZM214 35H216V37L214 36ZM221 35H223V36H221ZM238 37H237V36ZM20 36V37H19ZM43 37V38H41V37ZM86 36V38H84ZM157 36V37H156ZM170 36V37H169ZM185 36H187V37H185ZM203 36V37H202ZM205 36V37H204ZM208 36H209V38H208ZM214 36V37H213ZM228 36L229 37H233L232 38V41L233 42H231V38L229 39L228 38ZM3 36H1V38H2ZM17 37H18V40H16L17 39ZM50 38L51 37V41L48 39V38ZM90 37V38H89ZM93 37V38H92ZM97 38V39H95V41H94V38ZM102 37V38H101ZM133 38V39H131V38ZM150 37V38H149ZM164 37H166V38H164ZM167 37H169V38H167ZM173 37V39L175 40H173V39H171ZM184 37V38H183ZM208 39H207V38ZM219 37H221V38H218ZM226 37V38H225ZM236 37V38H235ZM21 38H23V39H21ZM42 40H44V41H41V39ZM89 38V41H91V43L92 44H94V46L90 43V42H88L87 41V39ZM130 38V39H129ZM156 40V42H155V40ZM176 38V39H175ZM178 38V39H177ZM197 38H198V40H197ZM202 38H205V39H203L202 40ZM16 40V42L14 41V40ZM83 39V40H82ZM93 41H92V40ZM104 39V38H103ZM145 39H147L146 41H145ZM161 42H163L164 43V46H161V45H163V44H161L160 43V41ZM164 39H165V41H164ZM196 39V40H195ZM207 39V40H206ZM218 39V40H217ZM20 40H25V42L24 41H20ZM36 40V41H35ZM41 42H40V41ZM50 41V43H54V45H56V46H54V45H50V43H48L49 41ZM170 40V41H169ZM176 40H177V42H176ZM212 40V41H211ZM215 40V41H214ZM217 40V41H216ZM230 40V41H229ZM26 41H30L29 43L28 42H26ZM97 41V42H96ZM130 41V42H129ZM138 41V42H137ZM150 41V42H149ZM159 43H158V42ZM168 41V42H167ZM173 41V42H172ZM179 41L181 42V43H179ZM191 41H193V42H191ZM207 41V42H206ZM223 42V44L224 43H227V42ZM11 42H14V43H11ZM21 42V43H20ZM37 42H39V45L37 44ZM44 42V43H43ZM86 42V43H85ZM153 42H154V44L155 43H157V44H153ZM174 42H176V43H174ZM198 42V43H197ZM202 42V43H201ZM205 42V43H204ZM210 42H212V44H210ZM214 42V43H213ZM217 42V43H216ZM16 43V44H15ZM19 43H20V45L22 44V45H26V43H28V45L29 44H31V48L33 49L34 47H33V45L35 46V49H36V52L35 51H33V50H35V49H33L32 51H30L31 49H30V45L29 46H26L25 47V45L24 46H20L19 45ZM33 43V44H32ZM47 44V45H50V47L49 46H47L46 44L45 45H42V44ZM55 43H57V44H55ZM87 43H89L88 44V46H87ZM97 43H99V44H97ZM141 43H143V44H141ZM152 43V44H151ZM177 43H179V44H177ZM207 43V44H206ZM228 43V44H229ZM18 44V45H17ZM96 44H97V46H96ZM140 44V45H139ZM160 44V45H159ZM176 46H175V45ZM200 44V45H199ZM216 46H215V45ZM17 45V46H16ZM99 45V46H98ZM117 45V46H116ZM152 45V46H151ZM153 45H154V48H153ZM159 45V46H158ZM194 47H193V46ZM205 47H204V46ZM209 47H208V46ZM45 47V48H43V47ZM47 46V47H46ZM51 46H53V47H51ZM116 46V47H115ZM143 46H145V47H143ZM149 46H151L150 48H148ZM202 48H201V47ZM28 47H29V49H28ZM40 47H41V49H40ZM91 47V48H90ZM160 47V48H159ZM162 47V48H161ZM179 47V48H178ZM215 47V48H214ZM217 47V48H216ZM16 48V49H15ZM50 50H52L53 49V51L51 52V51H49V49ZM52 48V49H51ZM142 48V49H141ZM143 48H145V49H143ZM153 48V49H152ZM164 48H165V50H164ZM168 48V49H167ZM194 48V49H193ZM196 48V49H195ZM197 48H198V50H197ZM15 49V50H14ZM19 51H18V50ZM24 49V50H23ZM43 49V50H42ZM150 52H154L153 54L156 56V54H157V57H162L163 58V61L161 60V62L162 63H160V61H155L156 63L157 62H159V63H157V64H152L153 66H155V67H151V68H153V69H151L152 71H149L148 70V77H147V79H145L146 78V76H143L142 74V76L140 75V73H139V71L136 69L137 68V64H138V55L140 54V53H143L144 51L145 52H147V50ZM156 49V50H155ZM157 49H159V51L157 50ZM162 49V50H161ZM194 50V52H193V50ZM213 49V50H212ZM214 49H216V50H214ZM28 50V51H27ZM47 50H48V52H47ZM116 50V51H115ZM130 52H129V51ZM210 50H211V52H210ZM13 51H15V54H14V52ZM30 51V52H29ZM39 51V52H38ZM57 51V52H56ZM162 51V52H161ZM173 51V52H172ZM217 51H219V52H217ZM253 51V50H252ZM20 53L21 52V54L19 55L18 53ZM32 52H35V54L34 53H32ZM115 52V53H114ZM122 53V55H121V53ZM126 52H129V53H126ZM156 52V53H155ZM157 52H159V53H157ZM164 52H166V53H164ZM169 52V53H168ZM208 52H209V54H208ZM224 52V53H223ZM254 52V51H253ZM23 53H25V54H23ZM103 53V54H102ZM126 53V54H125ZM161 53H163V55H165V56H163ZM212 53V54H211ZM214 53V54H213ZM18 54V55H17ZM35 56H34V55ZM125 54V55H124ZM160 54V55H159ZM167 54H168V56L169 57H167ZM216 54V55H215ZM22 55V56H21ZM27 55V56H26ZM44 55V56H43ZM105 57H104V56ZM107 55V56H106ZM171 55V56H170ZM182 55V56H181ZM194 55V56H193ZM215 57H214V56ZM18 56V57H17ZM25 56V57H24ZM34 56V57H33ZM127 56V57H126ZM128 56H129V58H131L130 60L128 59ZM203 56L204 57H208L207 59H205V58H203ZM218 56V57H217ZM225 56H226V58H225ZM27 57V58H26ZM114 57H115V59H114ZM120 57H122V58H120ZM167 57V58H166ZM183 57V58H182ZM14 58V59H13ZM24 60H22V59ZM105 58H106V60H105ZM119 58H120V60H119ZM170 58V59H169ZM255 58H257L256 60H255ZM19 59H21L23 62H25V63H23L22 61H20ZM97 59V60H96ZM134 59V60H133ZM196 59V60H195ZM205 59V60H204ZM27 60V61H26ZM36 60V61H35ZM41 60V61H40ZM80 62H79V61ZM110 60H111V62H110ZM122 60L124 61V62H122ZM126 60H129V61H127L126 62ZM203 60V61H202ZM209 60H210V62H209ZM214 60V61H213ZM230 60V61H229ZM18 61V62H17ZM30 61H35V64H34V62H30ZM232 61V62H231ZM27 62V63H26ZM41 62V63H40ZM62 62V63H61ZM154 62V63H155ZM190 62V63H189ZM196 62H198V63H195ZM214 62H216V63H214ZM253 62V63H252ZM38 63V64H37ZM93 63V64H92ZM110 63V64H109ZM123 63H124V65H123ZM185 63V64H184ZM205 63V64H204ZM208 63V64H207ZM209 63H211V64H209ZM27 64V65H26ZM40 64V65H39ZM111 64H112V66L113 65H115V67H116V64H117V67H116V69H118V71H116V69H115V67L113 66V67H111ZM122 64V65H121ZM127 66H126V65ZM187 64H188V66H187ZM213 64V65H212ZM237 64V65H236ZM243 64H245L244 66H243ZM256 64V65H255ZM39 65V66H38ZM81 65V66H80ZM180 65V66H179ZM190 65V66H189ZM199 66V67H197V66ZM202 67H201V66ZM209 67H208V66ZM210 65H212V66H210ZM253 65V66H252ZM25 66V67H24ZM40 66H42V69H40L41 67ZM44 66V67H43ZM195 66V67H194ZM205 66V67H204ZM233 66H235V67H233ZM47 67H50V68H47ZM74 67H76V68H74ZM77 67H79V68H77ZM135 67V68H134ZM173 67V68H172ZM185 67V68H184ZM198 69H197V68ZM214 67H216L217 69H215ZM242 67V68H241ZM253 67V68H252ZM43 68H44V70H43ZM99 68V69H98ZM113 68V69H112ZM156 70H155V69ZM179 68H181L180 70H179ZM196 68V69H195ZM229 68V69H228ZM115 69V71H113ZM171 69H172V71H171ZM193 69H194V71L195 72H193ZM204 69H206V70H204ZM42 70V71H41ZM49 70V71H48ZM79 70H81V71H79ZM185 71V73H184V71ZM197 70V71H196ZM211 70H213V71H211ZM235 70V71H236ZM16 72L18 71V70H15ZM41 71V72H40ZM79 71V72H78ZM109 71V72H108ZM138 71V72H137ZM153 71L155 72L156 71V73H153ZM182 71V72H181ZM199 71V72H198ZM215 71V72H214ZM217 71H218V73H217ZM90 72V73H89ZM132 72V73H131ZM134 72V73H133ZM136 72V73H135ZM149 72H151V73H149ZM204 73L205 75L206 74H208V73H210L209 74V76H211L210 78H209V76H208V79L209 80H211V82H210V88L209 87H206L205 85H203V87L201 86V84H197L196 82H193L192 80H190V78L189 77H191V75L192 76H194V77H200V75L202 74V73ZM214 72V73H213ZM104 73V74H103ZM121 73V74H120ZM138 73V76L137 75H134V74H137ZM153 73V74H152ZM196 73H201L199 76L196 74ZM217 73V74H216ZM50 74V75H49ZM87 74H88V76L90 77V78H88L87 77ZM190 74V75H189ZM193 74H195V75H193ZM204 74H202V75H204ZM213 75V77H212V75ZM216 74V76H217V78H215L214 77V75ZM103 75V76H102ZM122 75V76H121ZM132 75H134L133 77H132ZM153 75V76H152ZM141 76V77H140ZM188 76V77H187ZM136 77V78H135ZM85 78V79H84ZM156 78V79H155ZM180 78V79H179ZM185 78V79H184ZM189 80H188V79ZM67 79V80H66ZM88 79V80H87ZM95 80V82H94V84H92L93 83V81ZM142 79V80H141ZM144 79V80H143ZM148 79H150V80H148ZM178 79H179V82H177L178 81ZM213 79V80H212ZM217 79V80H216ZM90 80H91V82H90ZM146 80V81H145ZM180 80H181V82H180ZM183 80V81H182ZM214 80H216V81H214ZM86 81H88V82H86ZM140 81H142V82H140ZM148 81H151V83H149ZM153 81V82H152ZM155 81V82H154ZM156 81H157V83H156ZM174 81H175V83H174ZM91 84H90V83ZM102 83V85H101V83ZM107 82V83H106ZM136 82V83H135ZM177 82V83H176ZM186 83L187 85H188V87H187V85L186 84H184V83ZM213 82V84L211 85V83ZM216 82H218V83H216ZM89 83V84H88ZM100 84L99 86H96V85H98V84ZM183 83V84H182ZM198 85H196V84ZM103 84H105V88H104V85ZM139 84H141V85H139ZM147 84H155L154 85V87L155 88H153V86L150 88V87H148L147 86ZM158 84V85H157ZM161 84V85H160ZM170 84V85H169ZM174 85V87H171L172 85ZM180 84V85H179ZM190 84H191V86H190ZM215 84V85H214ZM91 85V86H90ZM94 85V86H93ZM150 85V86H151ZM181 86V87H176L175 88V86ZM182 85H184V86H182ZM218 85V86H217ZM79 86V88H81V89H79V88H77ZM93 86V87H92ZM96 86V87H95ZM144 86V87H143ZM16 87V86H15ZM99 87V88H98ZM107 87H109L108 89H107ZM111 87V88H110ZM168 87V88H167ZM170 87H171V89H170ZM196 87L199 89H196ZM202 87V88H201ZM206 87V88H205ZM214 87H216L215 88V90H214ZM87 88V89H86ZM92 88V89H91ZM93 88H94V90H93ZM102 88V89H101ZM114 88V89H113ZM163 88H166V90L165 89H163ZM175 90H174V89ZM178 88V89H177ZM186 88H188V89H186ZM203 88H205L204 90H203ZM209 88V89H208ZM241 88V89H240ZM76 89V90H75ZM98 89H100V90H98ZM114 90V94H113V92L112 93H110L109 91H107V90ZM149 89H151V90H149ZM153 89V90H152ZM162 89H163V91H162ZM170 89V90H169ZM183 89H185L186 91H189V92H186V93H182L180 90H183ZM191 89H196L195 90V93H194V91H191ZM206 89H208L209 91L210 90H212V91H208L207 90V92H205V90ZM217 89H218V91H217ZM70 90H71V92H70ZM97 90V91H96ZM125 93V94H123V95H121V93H123L122 91ZM157 90V91H156ZM165 90V91H164ZM168 90H169V92H168ZM173 90V91H172ZM176 90H177V92H176ZM241 90H242V92L243 93H239V92H241ZM76 91V92H75ZM88 91V92H87ZM90 91V92H89ZM94 91H96V92H94ZM99 91V92H98ZM129 91H131L132 93L130 94V92ZM172 91V92H171ZM174 91H175V93H174ZM179 91V92H178ZM206 93V96H205V94L203 95V93ZM72 92H73V94H72ZM77 92H78V95H76L77 94ZM93 92V93H92ZM107 92V93H106ZM119 92V93H118ZM139 92V93H138ZM163 92V93H162ZM196 92H197V94H196ZM212 92H214V93H212ZM216 92V93H215ZM76 93V94H75ZM91 93V94H90ZM94 93H98L97 95L96 94H94ZM104 93V94H103ZM135 95H134V94ZM164 93H165V95H164ZM188 93V94H187ZM201 93V94H200ZM210 93H212V95L210 94ZM67 94V93H66ZM106 94H108L107 96H106ZM132 94H133V96H132ZM149 94V95H148ZM154 94V95H153ZM167 94H168V97H167ZM169 94H172L174 97H175V94H176V98L178 99H176V98H172V96L170 97L169 96ZM179 94V95H178ZM210 94V95H209ZM218 94V95H217ZM99 95V96H98ZM104 95V96H103ZM111 95V96H110ZM113 95V96H112ZM130 95V96H129ZM141 95H142V97H141ZM155 97H153V96ZM182 95V96H181ZM187 95V96H186ZM191 95H192V97H191ZM209 95V96H208ZM235 95H237L236 97H235ZM242 96V97H240V96ZM245 95H248V97H246ZM94 96H95V98H94ZM126 96H127V98H126ZM132 96V97H131ZM150 96H152V97H150ZM181 96V97H180ZM189 96V97H188ZM202 96V97H201ZM212 96V97H211ZM221 96V97H220ZM229 96V97H228ZM239 96V97H238ZM101 97V98H100ZM112 97V98H111ZM130 97V98H129ZM137 97V98H136ZM139 97L140 98H142V99H139ZM150 98L151 100H149L148 98ZM167 97V98H166ZM180 97V98H179ZM206 97V98H205ZM228 97V98H227ZM97 98V99H96ZM183 98H186V101H185V99H183ZM187 98H189V99H187ZM203 98H205L204 100H203ZM220 98V99H219ZM222 98H223V100H222ZM238 98V99H237ZM242 98V99H241ZM123 99H125V100H123ZM130 99V100H129ZM131 99H133V102H132V100ZM154 99V100H153ZM171 99V100H170ZM172 99H175L174 100V102L172 101ZM227 99V100H226ZM77 100V101H76ZM96 100H97V102H96ZM100 100V101H99ZM134 100H136V101H134ZM141 100H142V102H141ZM179 100V101H180ZM188 100V101H187ZM251 100V101H250ZM80 101V102H79ZM95 101V102H94ZM119 101V102H118ZM126 101H127V103H126ZM202 101H204V102H202ZM238 101V102H237ZM121 102V103H120ZM125 102V103H124ZM129 102V103H128ZM132 102V103H131ZM144 102V103H143ZM170 102H168L169 104H170ZM235 102V103H234ZM237 102V103H236ZM95 103V104H94ZM138 103V104H137ZM145 103H147L148 104V106L149 107H147V104H145ZM127 104V105H126ZM98 105V106H99ZM135 105V106H134ZM139 105H141V106H139ZM90 106V107H89ZM116 106V105H115ZM205 106V107H204ZM139 107V108H138ZM150 107H153V108H150ZM142 108V109H141ZM208 112H207V111ZM234 110V111H233ZM209 111H211V112H209ZM225 111V112H224ZM216 114H214V113ZM209 113H211V114H213V116L212 117H215L216 116V118H215V120H213L214 118H212L211 116H209ZM233 113H235L234 115H235V117L233 116ZM228 114V118L226 117V115ZM174 115V117L173 118H175L177 121H175L176 122V124H175V126L176 125H178V127H180L181 128V124L184 122V124H182L183 125V127L185 128V129H183V130H181L180 128H178V127H176V129L174 128L170 133H166L167 135L169 134H173V136L172 135H170V136H167L166 134L164 135L163 134V132H161L162 133V135L163 136H160V137H158L160 134H158V132H156L157 134H155L156 136H157V140L160 142V138H163L164 137V140L166 139L165 137L167 136L168 137V139L167 140H163V142H170L171 143V146H174V145H177L178 143L177 142H179V140H181V139H183L184 137L186 138V136H187V133H188V131H189V127H191V124L188 122V121H186L184 118H182L181 116V113H172V116ZM241 115H242V117H241ZM172 116H171V118H172ZM223 118H222V117ZM231 116H233V118L231 117ZM210 117V118H209ZM218 117H219V119H218ZM224 117H226V118H224ZM156 118V120H154ZM172 118V119H173ZM212 118V119H211ZM232 118V119H231ZM175 119H173L172 121L174 122V120ZM181 120V122H179L178 120ZM221 119H223V121L221 120ZM226 121H225V120ZM231 119V120H230ZM217 120V123L215 122ZM219 120H220V122H219ZM231 122H230V121ZM212 121V122H211ZM227 121L228 122H230V124H228L227 123ZM232 121H233V123H232ZM153 122H155V123H153ZM174 122V123H175ZM177 122H178V124H177ZM219 122V123H218ZM181 123V124H180ZM227 125H226V124ZM180 124V125H179ZM187 124H190V125H188L187 126ZM201 124V126H203ZM228 125H230V126H228ZM188 128H186V127ZM220 126V127H221ZM151 127V125L150 126H148V125H145V127H143L144 129L146 128V129H148V128H150ZM230 127V128H229ZM177 128L178 129H180V130H177ZM217 128H219V127H217ZM187 129V130H186ZM177 130V131H176ZM178 131H179V133H180V135L181 134H184V135H182V136H180L179 135V133H178ZM183 132V133H181V132ZM184 131H187L186 132V134L184 133ZM173 132V133H172ZM111 133V132H110ZM176 134H178V135H176ZM111 135H112V133H111ZM175 136V137H174ZM178 136V137H177ZM169 137H170V141H169ZM182 137V138H181ZM173 138H175L174 140V142L173 141H171V139L173 140ZM178 138V140H176ZM179 138H181V139H179ZM185 138L183 139V140H185ZM227 140H226V139ZM221 139L223 140V143L225 144L227 141H228V138H227V136H223V137H221ZM221 139H219V144L221 145V144H223L222 143V140ZM226 141H225V140ZM161 140V141H162ZM203 140H206V138L205 139H203ZM209 140V138H207V140L206 141H208ZM258 141H262V148H264L263 146H264V138H262V139H257ZM210 141V140H209ZM208 141V142H209ZM258 141H256V142H258ZM172 143H174L173 145H172ZM203 143L204 142H202V143H200L199 144V146H201V148H200V150H199V152L200 153H204V151H205V153H206V156H207V146L206 145H203ZM202 144V145H201ZM219 145V146H220ZM198 146V147H199ZM206 149H205V148ZM205 150H204V149ZM261 148V150L259 151L261 154H262V156L264 157V150ZM198 149V148H197ZM165 150V149H164ZM204 150V151H203ZM224 153V152H226V149H220L219 148V152L220 153H222L221 151ZM233 150L234 149H232V150H230V152H229V150H227V153H229V154H231V155H233L232 157H230V155H228V157L227 158H225V159H222V158H220V160L222 159V163L224 164L225 163V161H226V163L228 162V160H230V162L231 161H235V162H231V163H227V164H229V165H227L226 163H225V165L223 166V164L222 163H219V168L221 167L222 168V166L223 167H225V169H229L228 170V172L230 173H227L226 171L224 172L223 170V168H222V170H221V168L219 169V175H221V176H223V177H225V173H227L228 175H226V177L225 178H223V177H219L220 179H219V190H221V192H223L222 194H224L225 195V197H224V195H222V197L221 198H219V200L221 199V201H219V228L216 226H214L215 228V231H214V229H213V225L211 226V227H209V229L208 230H210V231H208L210 234H212V235H209V233L207 232V234L209 235V237H208V235H206V237H204L205 235H201L200 236V234H194V233H191V234H189L188 236L184 233V232H180V230H177V231H179L178 233H177V231L175 232V231H173V232H175L176 234H178V236L180 235V233H181V238L180 237H178V239H177V237H175L176 235L175 234H173V232H172V235H174L173 237H174V240H173V242H172V245H170V247L171 248H169L170 249V251L168 250V254H169V256H167V257H169L168 259H169V261L168 260H166V261H162L161 259H163L164 260V258L162 257L161 258V256L163 255H160L161 254V245L159 244V243H156L157 242V240H156V244L155 243H153L152 245H154V246H156V245H158V246H156V247H154V253H155V256L156 255H159V256H156V257H158L159 259H158V261L159 262H164L165 264H169V262H170V264H176L177 262H184L183 264H188L189 263V257L188 256H182V255H180V256H178L177 254V251L179 252V251H181L183 248H188V247H190V246H194L195 245V239L194 238H197L196 236H198V238H197V243H198V245H197V243H196V245L195 246H200L199 244H201V246H202V243H203V238H204V240H207V243L209 244H207L206 243V241H205V243H206V245H203V247L204 246H209V248H214V244H215V248L213 249V250H220L221 248L222 249H226V247L227 246H231V245H233L234 244V241L236 240V238H237V236H239V232H240V234L241 233H243V232H245L247 235L248 234H250L249 236H248V238H249V241H248V238H247V240H246V242H250L249 244L248 243H246V245H250L251 243H252V239H253V235H252V233L253 232H255L254 231V220H255V217H256V215H260L259 216V219H258V222L259 223H261L262 222V220L264 221V210H263V208H264V198H263V194H264V191H262V189H260V186L262 185V187H263V190H264V180H257L256 178H257V175H259V174H257V173H259L258 171H261L260 173L261 174H263L264 175V170L262 169V167H259V169L258 168H255L253 165H252V163L257 159V156L256 155H250L249 157H247V158H242L241 156H238L239 158H237V156H236V154L238 153V151L237 150H234L235 151V153L236 154H234V152H233ZM1 151V150H0ZM7 152V150H4V151H2V152H0V157L3 155H5L4 153H6ZM263 152V153H262ZM2 153V154H1ZM239 153H240V151H239ZM241 154V153H240ZM3 156H2V158L1 159H6L7 157H4L3 158ZM253 157V159H252V157ZM256 157V158H255ZM251 158V160H249ZM233 159V160H232ZM244 159V160H243ZM219 160V161H220ZM224 160V161H223ZM241 160V161H240ZM246 160H249V161H246ZM254 160V161H253ZM17 161V160H16ZM15 161V162H16ZM241 163H240V162ZM243 161H244V163H243ZM250 162L249 163V165H250V167L248 166V163H246V162ZM4 162V164L5 165H7L6 166V168H4L5 167V165L3 166V165H1L2 163ZM5 162H7V163H5ZM14 162V163H15ZM23 162H26V161H23ZM12 164L11 162H10V160H8L7 161V159H6V161L4 160H1L0 161V187H3V185H4V187L3 188H5V184H6V186L9 188V190H11V192H15V193H17V194H21V192L23 193V191L25 190L24 188H27V184L26 185H24L23 183H21L20 181H18V180H16L15 179V175L12 177L11 175H10V173L12 172V170H10V169H16V167H15V164ZM22 162H19L17 165L19 166V164H20V166L19 167H21V164ZM243 163V164H242ZM165 164H166V167L165 168H168L169 169V164L167 163V162H165ZM164 164V165H165ZM168 164V165H167ZM222 164V166H220ZM230 164H231V166H233V170H236V171H233L232 170V168H231V166H230ZM239 164V165H238ZM237 165H238V167H237ZM18 166H17V168H18ZM227 166L229 167V168H227ZM234 167H236L237 169H234ZM244 169H243V168ZM252 167H254L255 169H253ZM8 168V169H7ZM10 168V169H9ZM240 168L242 169V170H240ZM246 168H248V169H246ZM251 168V169H250ZM263 168H264V166H263ZM3 169H5V170H3ZM231 169V170H230ZM262 169V170H261ZM244 170V171H243ZM254 170H256V171H254ZM2 171H3V173H2ZM6 171V172H5ZM222 171V172H221ZM243 171V172H242ZM224 172V175L223 174H221V173H223ZM232 172H238V174L240 173L241 174V172H242V177H245V176H248L247 177V179H249V180H246V179H239V178H242V177H239V175L236 173V177H235V175H234V173L232 174V176H231V173ZM243 173L245 174V175H243ZM255 173V174H254ZM3 174H5V175H3ZM253 174V175H252ZM7 175H9V176H7ZM249 175H251L250 176V178H249ZM254 175H256L255 177H254ZM241 176V175H240ZM6 177H8V178H6ZM252 177H253V179H252ZM152 179H157L158 180V178H156V177H148L147 178V182H150V181H152ZM225 179V180H224ZM229 179H231L233 182H237V179H239L240 181H243V182H246V185H248V187H244V183L243 182H241V183H243L242 184V186L244 187V188H248V189H250V188H252V190L250 189L248 192H251L252 191V193L251 194H255L256 195V197H255V195L253 196V198H252V195H251V197H250V199H248V198H245V195L246 194H250V193H248V192H246V190H245V193H243L244 192V190L242 189L241 190V187L239 188V184H241V183H239L240 181H238V185L235 183L234 185L236 186H234V187H232L233 186V183L230 181L229 182ZM3 180L5 181V182H3ZM221 180L223 181L224 180V182H221ZM226 180H228V181H226ZM246 180V181H245ZM255 180H256V183H255ZM258 181V182H257ZM261 181V182H260ZM226 182V183H225ZM262 182H263V184H262ZM221 183H222V185H221ZM230 184V187H229V185L228 184ZM3 184V185H2ZM223 184H224V186L227 184V186H225V187H223ZM12 185V186H11ZM14 185V186H13ZM232 185V186H231ZM245 185V186H246ZM257 185H259V186H257ZM19 186V187H18ZM220 186H222V188H225L226 189V191H227V193H224V192H226V191H224V189H222ZM238 186V187H237ZM21 187V188H20ZM22 187H24V188H22ZM227 187V188H226ZM258 187V188H257ZM261 187V188H262ZM229 188V189H228ZM233 188V189H232ZM259 189L260 191V194L261 193H263L261 196H260V199L262 200V198H263V201H262V204H263V206H261L260 204H261V201L260 200H258L257 199V197L260 195L259 194V192H258V190L257 189ZM12 189H14V190H12ZM16 189V190H15ZM23 189V190H22ZM18 190V191H17ZM223 190V191H222ZM232 190V191H231ZM235 190V191H234ZM239 190V191H238ZM240 190L242 191V192H240ZM255 190L257 191V194L255 193ZM233 191H234V193H233ZM238 193H237V192ZM254 191V192H253ZM231 192H232V194H231ZM240 192V193H239ZM235 193H237L236 195H235ZM241 193H243L242 195H241V197H240V195L239 194H241ZM228 194V195H227ZM231 194V195H230ZM238 195V196H237ZM244 195V196H243ZM258 195V196H257ZM239 199H238V198ZM244 197V198H243ZM227 200H226V199ZM241 198L242 199H244V200H241ZM228 199H232V200H228ZM238 199V200H237ZM246 199H248V201H249V204L251 205V201H253L254 200V204H255V202H256V207H255V205L253 204V207H255V208H253L252 206V209H250V205L248 204V201H245ZM257 199V200H256ZM241 200V201H240ZM233 201V202H232ZM234 201H235V203H234ZM258 201H260L259 203H258ZM237 202V203H236ZM238 202H239V204H240V202H241V206L240 205H238ZM246 202V203H245ZM234 203V204H233ZM258 203V204H257ZM227 206H226V205ZM244 205V208H242V210H240L241 209V207ZM245 204H248V205H245ZM235 205H238V206H235ZM178 206H180V205H176V206H172L171 207V209H172V211H171V215H170V213L168 214V216L166 217V221L168 222V223H174V222H176V223H174V226H175V224H177L176 226L178 227L179 226V222L177 223V221L176 220H178V219H180L181 217H182V214H179L178 213V211H179V208L180 207H182V206H184V204L183 205H181L180 207H178ZM262 208H261V207ZM245 207H248V208H245ZM260 207V208H259ZM174 208V209H173ZM261 209L260 211L258 210V209ZM176 209V210H175ZM246 209H248L249 211H245ZM253 209H255V210H253ZM178 210V211H177ZM251 210H253V211H251ZM263 210V211H262ZM177 213H175V212ZM242 211H244V212H242ZM263 212V213H260V212ZM258 212V213H257ZM238 213V214H237ZM250 213V214H249ZM260 213V214H259ZM249 214V215H248ZM253 214V215H252ZM262 214V215H261ZM176 215L178 216V219H177V217H176ZM242 215V216H241ZM246 215H248V217H246ZM173 216V217H172ZM180 216V217H179ZM252 216V217H251ZM262 216V217H261ZM176 217V218H175ZM242 217H244V218H242ZM253 219V217H254V219L252 220L251 218ZM261 218V219H260ZM176 219V220H175ZM182 219V218H181ZM180 219V220H181ZM254 221L253 223H251L252 221ZM180 220H178V221H180ZM237 220V221H236ZM241 222H240V221ZM246 220H248V221H246ZM251 222H250V221ZM260 220V221H259ZM172 221V222H171ZM182 221V220H181ZM181 221H180V226L182 225V223H181ZM238 222V223H237ZM234 223H236V224H234ZM239 223H241V224H243L242 226L239 224ZM149 223H147V222H145L144 223V225H143V227H142V232L144 233V234H146V233H148V232H150V229L149 228H152V230L151 231H153V228H154V225H152V224H149ZM155 224V223H154ZM171 225V227L173 226V224H170ZM237 225V226H236ZM239 225V226H238ZM246 225H248V226H246ZM249 225H252L253 227H251V226H249ZM150 226V227H149ZM153 226V227H152ZM175 226V227H176ZM179 226V227H180ZM246 226V227H245ZM260 226H264V222H262V225L260 224ZM149 227V228H148ZM240 227H242V228H240ZM244 227V228H243ZM249 227L251 228V230L253 229V231H250V229H249ZM261 227V230H260V232L261 233H263L264 234V230H263V228ZM213 230H211V229ZM238 228H239V230H238ZM146 229H149V230H146ZM174 229V228H173ZM244 230V231H242V230ZM246 229H248V230H246ZM236 230V231H235ZM237 230H238V232H237ZM148 231V232H147ZM146 232V233H145ZM215 234H214V233ZM234 232V233H233ZM237 234H236V233ZM250 232V233H249ZM14 234H16L15 233V231L13 232ZM13 233H11V234H8L9 236H6L5 238H4V247H6V249L7 250H10L9 249V244H11V243H13V245L11 246V250H10V252H11V256H13V259H15L14 261H10L9 263H6V264H14V263H16L17 262V260L18 259H22V258H20L18 255H19V253H20V249L22 248V247H24V245H22V246H20L21 244L19 243V241L17 242L15 239L13 240V237L15 238V236L16 235H14ZM193 234V235H192ZM235 234V237L233 236ZM14 235V236H13ZM190 235H191V237L192 236H194L193 238H191L190 237ZM217 235H219V236H217ZM252 235V236H251ZM13 236V237H12ZM213 236V237H212ZM233 236V237H232ZM187 237V238H186ZM203 237V238H202ZM210 237H212V238H210ZM216 239H215V238ZM184 238V239H183ZM199 238H200V240H199ZM202 238V239H201ZM206 238V239H205ZM214 238V239H213ZM180 239H181V241H180ZM183 239V240H182ZM186 239V240H185ZM193 239V240H192ZM213 239V240H212ZM218 239H219V242H218ZM226 239V240H225ZM231 239H234V240H231ZM250 239H251V241H250ZM154 239H152L151 238V241H153ZM178 240V241H177ZM185 240V241H184ZM202 240V241H201ZM212 242H211V241ZM151 241H150V243H151ZM188 241L190 242V241H192V242H190V243H188ZM228 241V242H227ZM230 241V242H229ZM174 242H177V243H179V244H174ZM189 244H187V243ZM214 242V243H213ZM224 242H226V244H223ZM17 243V244H16ZM182 243V244H181ZM185 243V244H184ZM212 243V244H211ZM181 244V245H180ZM183 244H184V246H183ZM188 246H187V245ZM9 245V246H8ZM16 245H18V246H16ZM151 245V244H150ZM176 245V246H175ZM180 245V246H179ZM225 245H227L226 247H225ZM177 246H179V248L177 247ZM207 246V247H208ZM212 246V247H211ZM17 247V248H16ZM19 247V248H18ZM160 247V249H157V248H159ZM173 247V248H172ZM178 249H177V248ZM183 247V248H182ZM218 248H220V249H218ZM177 249V250H176ZM221 249V250H222ZM224 249V250H225ZM18 250V251H17ZM160 250V251H159ZM172 250H173V253H172ZM174 250H176L175 252H174ZM221 250H220V252H221ZM159 252V254H156V253H158ZM16 253V254H15ZM170 254H171V256H170ZM175 254V255H174ZM164 256V255H163ZM173 256V257H172ZM180 257V258H175V257ZM170 257H171V260H170ZM212 257H214V255L212 256ZM211 257V258H212ZM229 257V256H228ZM227 257V258H228ZM18 258V259H17ZM161 258V259H160ZM177 260L178 259V261H176L175 259ZM206 258V259H205ZM204 258V263L206 264V263H208L207 262V260H209V258L208 257H205ZM191 259V261H195V259H192V258H190ZM19 260V261H20ZM161 260V261H160ZM174 260V261H173ZM188 260V261H187ZM219 260V259H218ZM157 262V261H156ZM159 262H158V264H159ZM172 262V263H171ZM68 262H66L65 264H67ZM163 263V264H164ZM69 264H74V263H69ZM162 264V263H161ZM219 264H227L226 262H223V261H221V260H219ZM229 264V263H228Z\"/></svg>",
	"mask_w": 264,
	"mask_h": 264
}]
</instances>
